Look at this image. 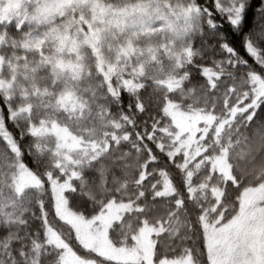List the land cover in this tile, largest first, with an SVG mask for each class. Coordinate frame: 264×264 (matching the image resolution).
Returning a JSON list of instances; mask_svg holds the SVG:
<instances>
[{"label":"snow or ice","instance_id":"snow-or-ice-1","mask_svg":"<svg viewBox=\"0 0 264 264\" xmlns=\"http://www.w3.org/2000/svg\"><path fill=\"white\" fill-rule=\"evenodd\" d=\"M248 8L249 0H0V264H264V0L243 31ZM221 17L243 33L239 48ZM105 45L115 63L93 76L81 53ZM163 53L177 70L159 82L171 91L158 94L161 120L145 128L148 143L89 139L84 125L103 109L98 101L138 89L139 66ZM171 106L194 127L166 145L156 137ZM145 231L150 260L139 244Z\"/></svg>","mask_w":264,"mask_h":264},{"label":"trees","instance_id":"trees-1","mask_svg":"<svg viewBox=\"0 0 264 264\" xmlns=\"http://www.w3.org/2000/svg\"><path fill=\"white\" fill-rule=\"evenodd\" d=\"M256 7H257V0H249V8L246 12V18L243 24V31H248L250 28H253L257 22V15H256ZM220 24L222 27L220 31L225 32L228 34L229 39L232 41L233 45L236 47H240V37L242 36V32H235L231 29V25L222 17L220 18ZM243 54V53H242ZM193 76L199 79V74L193 70ZM138 89H134L132 91H128L123 89L121 93V98L116 100L112 103V105L108 108L106 112V123L103 125L102 132L100 133L101 139L104 140L106 136H118L123 139H129V143L136 145L137 148H140V145H146L148 142L146 139H142L145 135V128L153 124V120H161L160 115L158 114V94H163L164 97L168 96L169 91L171 89H165L159 82L157 81H146L145 83L139 85ZM189 86H185L187 89ZM143 89L142 91L140 89ZM190 95V91H180L178 93L177 99L179 97H187ZM135 98V99H134ZM143 99L144 101V108L146 110L140 111V100ZM183 103L185 105L190 106L189 100H184ZM171 109L175 113H180L185 115L187 118L185 119V123H179L171 114ZM168 115L171 117V120L164 121V131L165 134L161 136L157 134V140H163L166 145H171L172 140H179V132L185 131L189 127H194V125L189 124V113L185 109L180 107L171 106L169 107ZM175 125L179 131L176 134L169 138L167 133L172 131V126ZM151 135V133H148ZM194 134V133H193ZM190 139V137H186L185 141ZM139 142V143H138ZM125 148L128 145H124ZM175 150V147L172 148ZM137 153H133L136 155ZM141 156L143 155L142 150L139 153ZM167 161L163 158L160 160L161 165H167ZM193 170L195 168L193 167ZM173 176L176 182L177 189H180L181 186V178L178 174L173 172ZM202 178H198L195 182L194 186L198 185L199 180ZM151 238V236H150ZM152 241V248H153V239ZM163 251V250H161Z\"/></svg>","mask_w":264,"mask_h":264},{"label":"rangeland","instance_id":"rangeland-1","mask_svg":"<svg viewBox=\"0 0 264 264\" xmlns=\"http://www.w3.org/2000/svg\"><path fill=\"white\" fill-rule=\"evenodd\" d=\"M81 54L87 56V59L85 61V71L86 72L91 71L93 76H95L96 71L100 70L101 62L104 64L115 63V59H116L113 50L110 49L107 45H105V47L102 50H99L98 54L96 51H93L90 54L87 52H82ZM93 56L96 57L95 60L92 58ZM139 67H140L141 78L137 82L138 85H141L146 81L160 82L163 80L175 79L174 73L177 70L176 61L170 59L167 53H163L161 55L155 56L152 58L151 63L145 62L141 64ZM127 71H130V69H127L126 72ZM124 89L130 91L127 87H125ZM113 102L114 101L112 100L111 97H108L107 99L99 100L98 103L104 105L103 109L101 110L94 107L91 116L88 118L86 124L84 125V129L86 133L91 131L92 135L89 137V139H91L93 142L102 140L100 138L101 137L100 133L102 132L103 125L106 123V112ZM171 114L175 118V121L177 120V122L182 124L185 123V119L187 118L185 115H182L180 113H175L173 111L171 112ZM188 121L190 124V120ZM65 218L69 219L70 222L81 226L85 233L87 232L86 227L81 225V222L76 217L66 215ZM113 218H118V217H115V214L113 213ZM139 244L144 251L145 257H147L150 260L152 255V241L150 238V233L148 231H145L141 234L139 238ZM104 250L110 252L111 245L105 243ZM121 258L131 260L134 257L129 255L128 253H122Z\"/></svg>","mask_w":264,"mask_h":264}]
</instances>
